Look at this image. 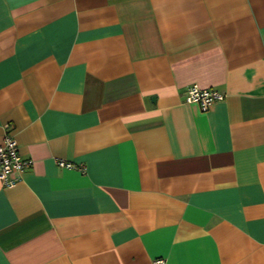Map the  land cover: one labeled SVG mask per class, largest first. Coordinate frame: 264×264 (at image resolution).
Instances as JSON below:
<instances>
[{"label": "crops", "instance_id": "0c3cea01", "mask_svg": "<svg viewBox=\"0 0 264 264\" xmlns=\"http://www.w3.org/2000/svg\"><path fill=\"white\" fill-rule=\"evenodd\" d=\"M7 135L0 264H264V0H0Z\"/></svg>", "mask_w": 264, "mask_h": 264}, {"label": "built area", "instance_id": "2783aa9c", "mask_svg": "<svg viewBox=\"0 0 264 264\" xmlns=\"http://www.w3.org/2000/svg\"><path fill=\"white\" fill-rule=\"evenodd\" d=\"M226 94L215 89L200 88L198 85L188 87L186 102L198 103L204 111H207L214 103L224 101ZM57 164L61 168L72 169L75 166L64 160H58ZM33 165L32 160L24 158L19 151L17 140L7 135L4 143L0 146V180L7 186L15 184L19 179V174L26 171ZM156 264H164V260L157 261Z\"/></svg>", "mask_w": 264, "mask_h": 264}]
</instances>
